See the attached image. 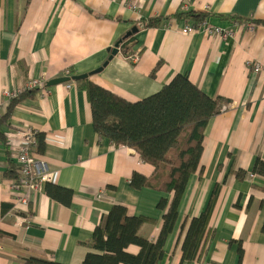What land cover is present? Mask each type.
I'll return each instance as SVG.
<instances>
[{"label":"crops","instance_id":"0c3cea01","mask_svg":"<svg viewBox=\"0 0 264 264\" xmlns=\"http://www.w3.org/2000/svg\"><path fill=\"white\" fill-rule=\"evenodd\" d=\"M190 12H204L231 33H183L188 20L198 22ZM156 17L160 26L134 34L138 63L121 47L88 80L137 102L187 73L208 96L229 103L206 127L200 170L188 182L158 264H188L183 243L191 219L206 208L217 184L210 232L189 264H264V177L250 178L255 160L264 159V76L249 67L250 61L264 64V0H0V117L30 80L90 73L134 26ZM46 88L13 108L4 126L10 156L0 137V264H27L30 256L81 264L95 228L116 204L150 219L140 234L157 241L168 209L158 204L162 198L170 204L173 194L130 185L135 171L150 176L154 167L135 149L98 135L78 81ZM14 91L18 95L8 97ZM25 128L44 135L43 151L34 153L53 172L50 183L73 192L65 204L47 193L46 183L33 195L29 217L14 208L13 180L5 173L11 162L17 165ZM238 169L246 171L244 178L236 176Z\"/></svg>","mask_w":264,"mask_h":264},{"label":"trees","instance_id":"16d2710c","mask_svg":"<svg viewBox=\"0 0 264 264\" xmlns=\"http://www.w3.org/2000/svg\"><path fill=\"white\" fill-rule=\"evenodd\" d=\"M198 22L207 19L204 12H190ZM180 15V14H178ZM162 24L159 17L144 20L137 27L154 28ZM139 28V29H140ZM134 35L123 38L122 50L132 54ZM85 90L92 107L93 124L100 137L116 146L136 150L141 159L154 167L152 175L135 171L130 185L173 194L169 204L162 198L158 204L167 209L164 225L157 241L140 234L141 227L150 221L145 216H130L124 205L116 204L95 228L81 264H158L164 256V245L178 218L179 205L191 176L200 170L204 151V135L210 120L221 112L227 102L223 97H210L194 83L187 73L177 74L159 92L137 102H129L118 94L88 79L78 81ZM38 88L26 90L12 98L5 115L0 117V137L5 139L10 156V146L4 126L10 124L13 108ZM36 150L43 151L44 135L37 133ZM10 158V157H9ZM18 166L9 164L6 175L13 181L19 179ZM264 177V159L258 157L252 173ZM236 176L244 178L246 171L238 169ZM222 185L217 184L203 212L191 219L184 243L183 261L188 264L197 259L202 243L210 232V223ZM47 193L54 199L70 204L72 190L48 182ZM264 229V225H263ZM131 245L138 246L137 254L130 253ZM242 255V247H240ZM27 264H64L39 257L25 258Z\"/></svg>","mask_w":264,"mask_h":264},{"label":"built area","instance_id":"2783aa9c","mask_svg":"<svg viewBox=\"0 0 264 264\" xmlns=\"http://www.w3.org/2000/svg\"><path fill=\"white\" fill-rule=\"evenodd\" d=\"M253 26V24L248 25V29H253ZM182 31L185 34L203 31L207 34H216L222 37H227L231 33L230 30L212 25L208 18L197 23L188 20ZM129 59L133 63H138L140 61V54L135 52L129 56ZM249 67L253 73L264 76V64L260 61H250ZM46 83L47 81L43 78L32 79L27 83L25 90L38 88L46 91ZM68 87H72L71 84H68ZM16 95H18V91L8 93V97H14ZM228 106L223 104L222 110H225ZM36 134L37 131L32 128H25L23 130L20 151L17 156L19 179L12 182L14 208L25 214L26 217H29V214H31L30 202L35 192L40 191L46 183L53 180V172L49 169L47 163L34 153V148L37 143ZM254 177L255 174L250 175V178ZM2 250L3 246L0 242V251Z\"/></svg>","mask_w":264,"mask_h":264},{"label":"water","instance_id":"95a60500","mask_svg":"<svg viewBox=\"0 0 264 264\" xmlns=\"http://www.w3.org/2000/svg\"><path fill=\"white\" fill-rule=\"evenodd\" d=\"M138 31H139V27L134 26L125 35L124 38L131 37L132 35L136 34ZM121 42H122V39L116 43L114 48L109 49V51L111 52V55H110L109 59L103 64L102 67H99V68L95 69L94 71H92L90 73H86V74H82V75L64 76V77H59V78L52 79V80H50V81H48L46 83V86L47 87H52V86H55V85H58V84H62V83H67V82H70V81H81V80L88 79L92 75H95V74H98V73L102 72L104 67H106L108 65L110 60H112L113 57L119 53Z\"/></svg>","mask_w":264,"mask_h":264},{"label":"bare ground","instance_id":"6f19581e","mask_svg":"<svg viewBox=\"0 0 264 264\" xmlns=\"http://www.w3.org/2000/svg\"><path fill=\"white\" fill-rule=\"evenodd\" d=\"M120 48H121V46H120ZM37 133H38V132H37ZM35 148H36V147H35ZM35 148H34V151H35ZM32 200H33V199H32ZM32 200H31V202H30L31 204H32Z\"/></svg>","mask_w":264,"mask_h":264},{"label":"rangeland","instance_id":"374dc122","mask_svg":"<svg viewBox=\"0 0 264 264\" xmlns=\"http://www.w3.org/2000/svg\"><path fill=\"white\" fill-rule=\"evenodd\" d=\"M224 104L229 105V103H226V102Z\"/></svg>","mask_w":264,"mask_h":264}]
</instances>
